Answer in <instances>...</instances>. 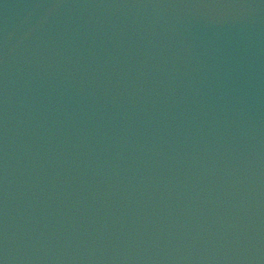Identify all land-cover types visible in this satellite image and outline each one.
<instances>
[{"label":"water","instance_id":"95a60500","mask_svg":"<svg viewBox=\"0 0 264 264\" xmlns=\"http://www.w3.org/2000/svg\"><path fill=\"white\" fill-rule=\"evenodd\" d=\"M0 264H264V0H0Z\"/></svg>","mask_w":264,"mask_h":264}]
</instances>
